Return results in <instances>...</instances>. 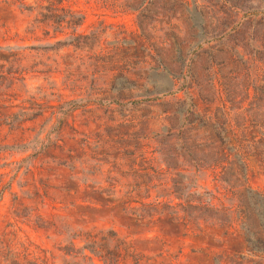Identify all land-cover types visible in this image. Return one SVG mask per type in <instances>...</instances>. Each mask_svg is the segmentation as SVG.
Segmentation results:
<instances>
[{
  "label": "rangeland",
  "instance_id": "374dc122",
  "mask_svg": "<svg viewBox=\"0 0 264 264\" xmlns=\"http://www.w3.org/2000/svg\"><path fill=\"white\" fill-rule=\"evenodd\" d=\"M91 228L264 264V0H0V264Z\"/></svg>",
  "mask_w": 264,
  "mask_h": 264
},
{
  "label": "trees",
  "instance_id": "16d2710c",
  "mask_svg": "<svg viewBox=\"0 0 264 264\" xmlns=\"http://www.w3.org/2000/svg\"><path fill=\"white\" fill-rule=\"evenodd\" d=\"M74 240L81 243L79 250L82 251V258H97L108 264L127 261L139 263L142 258V255L132 248L128 240L119 237L112 229L77 230L71 234L68 241L71 247ZM84 250L87 254L83 253Z\"/></svg>",
  "mask_w": 264,
  "mask_h": 264
}]
</instances>
